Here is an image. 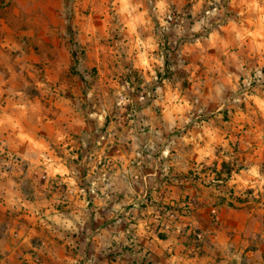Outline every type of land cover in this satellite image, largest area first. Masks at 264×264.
<instances>
[{
	"label": "clouds",
	"instance_id": "9594fccd",
	"mask_svg": "<svg viewBox=\"0 0 264 264\" xmlns=\"http://www.w3.org/2000/svg\"><path fill=\"white\" fill-rule=\"evenodd\" d=\"M0 264H264V0H0Z\"/></svg>",
	"mask_w": 264,
	"mask_h": 264
}]
</instances>
